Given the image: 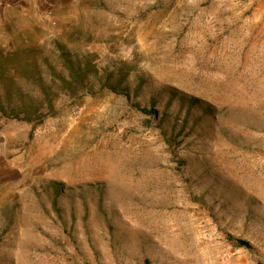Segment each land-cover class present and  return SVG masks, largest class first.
<instances>
[{
    "label": "rangeland",
    "instance_id": "1",
    "mask_svg": "<svg viewBox=\"0 0 264 264\" xmlns=\"http://www.w3.org/2000/svg\"><path fill=\"white\" fill-rule=\"evenodd\" d=\"M0 264H264V0H0Z\"/></svg>",
    "mask_w": 264,
    "mask_h": 264
},
{
    "label": "trees",
    "instance_id": "2",
    "mask_svg": "<svg viewBox=\"0 0 264 264\" xmlns=\"http://www.w3.org/2000/svg\"><path fill=\"white\" fill-rule=\"evenodd\" d=\"M237 244H238V246H244V247H250V245L246 242V241H244V240H237Z\"/></svg>",
    "mask_w": 264,
    "mask_h": 264
}]
</instances>
